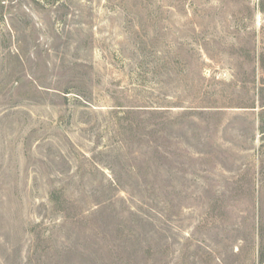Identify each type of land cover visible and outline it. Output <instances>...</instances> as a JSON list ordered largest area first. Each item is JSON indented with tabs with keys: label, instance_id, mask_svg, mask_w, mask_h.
I'll return each mask as SVG.
<instances>
[{
	"label": "rangeland",
	"instance_id": "1",
	"mask_svg": "<svg viewBox=\"0 0 264 264\" xmlns=\"http://www.w3.org/2000/svg\"><path fill=\"white\" fill-rule=\"evenodd\" d=\"M261 0H0V264H264Z\"/></svg>",
	"mask_w": 264,
	"mask_h": 264
},
{
	"label": "trees",
	"instance_id": "2",
	"mask_svg": "<svg viewBox=\"0 0 264 264\" xmlns=\"http://www.w3.org/2000/svg\"><path fill=\"white\" fill-rule=\"evenodd\" d=\"M261 7H262V10L264 11V0H261ZM263 122H264V115H263ZM262 132L264 133V125L262 126Z\"/></svg>",
	"mask_w": 264,
	"mask_h": 264
}]
</instances>
